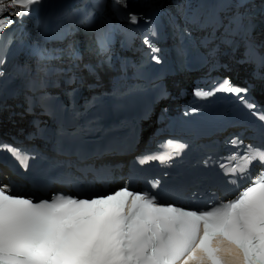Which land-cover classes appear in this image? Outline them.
Returning <instances> with one entry per match:
<instances>
[{"label": "snow or ice", "instance_id": "6c2138e0", "mask_svg": "<svg viewBox=\"0 0 264 264\" xmlns=\"http://www.w3.org/2000/svg\"><path fill=\"white\" fill-rule=\"evenodd\" d=\"M42 2L0 0V38L3 39L0 78L5 81L9 74L4 66L15 36L13 26L31 16ZM120 7L127 9V0H121ZM121 15L132 25L142 19L134 12ZM193 23L198 21L193 19ZM207 23L223 26L218 16L211 17ZM87 26L95 33L97 54L105 57L100 63L110 62L105 24L88 22ZM254 27L251 22L242 24L239 15L229 20L230 30L243 31L244 62H256L264 67V55L259 51L264 48V42L255 43ZM181 34L193 38L186 29H181ZM144 43L152 53L159 51L148 37ZM32 54L39 57L35 70L27 61L15 69L16 77L28 93L25 111L33 113L39 109L44 115L54 116L56 109H62L65 114L78 116L77 97L83 89L91 87L86 78L69 70L63 79V98H54L48 92L52 69L46 63L47 58L42 51L34 50ZM151 59L161 62L156 55ZM85 67L94 74L92 65ZM214 91L235 96L260 120L264 132V111H258L257 105L246 99L248 87L233 85L229 78H223ZM195 94L207 97L214 92L197 89ZM5 107L6 102H0V111ZM33 125L37 133L46 131L39 121H33ZM52 127L58 136L66 133L62 125L53 122ZM231 142L234 146L243 144L239 137ZM2 147L21 168L29 167L32 157L27 153L11 145ZM175 148L178 154L185 145L177 144ZM157 159L164 163L166 157L145 156L139 163ZM245 159L249 168L252 163L259 165L260 177L244 187L237 198L203 211L161 205L155 195L148 191L135 192L128 186L99 196L54 193L50 200L35 202L29 197L13 195L10 185H0V264H264V148L249 144ZM247 170H242L241 176ZM82 171H95L101 179L110 175L108 168ZM61 179L71 182L73 178L65 175Z\"/></svg>", "mask_w": 264, "mask_h": 264}, {"label": "water", "instance_id": "95a60500", "mask_svg": "<svg viewBox=\"0 0 264 264\" xmlns=\"http://www.w3.org/2000/svg\"><path fill=\"white\" fill-rule=\"evenodd\" d=\"M120 59H125V57H121ZM29 127V126H27ZM28 134H19V137L14 141V142H17V143H22L24 145H27L29 147H33V148H36L38 150H47L52 144H46L44 145L43 147H41L38 143L36 142H31L29 140H27L26 136ZM12 144V143H10Z\"/></svg>", "mask_w": 264, "mask_h": 264}, {"label": "bare ground", "instance_id": "6f19581e", "mask_svg": "<svg viewBox=\"0 0 264 264\" xmlns=\"http://www.w3.org/2000/svg\"><path fill=\"white\" fill-rule=\"evenodd\" d=\"M261 88H264V86H262ZM13 129L16 130L17 134H29L33 132V128L27 127V125L23 124V123H18L16 125H14ZM48 136L47 133H41V137H46Z\"/></svg>", "mask_w": 264, "mask_h": 264}]
</instances>
